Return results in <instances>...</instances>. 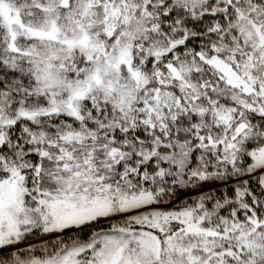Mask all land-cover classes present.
Segmentation results:
<instances>
[{"label": "snow or ice", "instance_id": "snow-or-ice-1", "mask_svg": "<svg viewBox=\"0 0 264 264\" xmlns=\"http://www.w3.org/2000/svg\"><path fill=\"white\" fill-rule=\"evenodd\" d=\"M0 264H264V0H0Z\"/></svg>", "mask_w": 264, "mask_h": 264}]
</instances>
